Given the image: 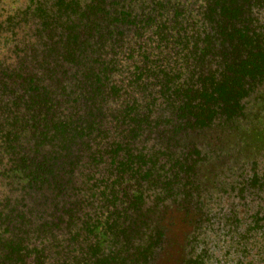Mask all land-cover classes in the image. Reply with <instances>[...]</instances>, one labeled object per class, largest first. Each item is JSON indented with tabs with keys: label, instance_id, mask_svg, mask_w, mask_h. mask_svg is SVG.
<instances>
[{
	"label": "rangeland",
	"instance_id": "rangeland-1",
	"mask_svg": "<svg viewBox=\"0 0 264 264\" xmlns=\"http://www.w3.org/2000/svg\"><path fill=\"white\" fill-rule=\"evenodd\" d=\"M106 1L111 6L120 3ZM36 4L33 0H0V18L9 21L0 42V79H4L0 122L4 121L7 129L20 127L27 120L17 123L7 117L18 103L16 97L32 92L33 77L60 80V86L66 87L65 94L75 90V70L68 71L62 65L63 55L58 54L54 45L58 36L53 32L47 35L49 29L36 24L43 16L34 13ZM46 7L47 10L50 4ZM238 9V27H246L248 37L231 30L215 35L210 49L202 55L192 48L181 52V46L174 51L168 47L162 54V50L156 51L151 60L160 58V64L170 59L177 78L188 87L210 71L247 72L246 65L239 66L264 51V0H239ZM131 52L133 71L143 52L140 54L138 48ZM183 56L188 57V68ZM196 56L202 60H192ZM54 63L61 64L55 68L57 74L46 71L44 76V67L53 68ZM24 76L29 80L22 85ZM243 83V96L233 101L238 104L225 110L198 112L194 103L184 110L180 105L183 107L187 99L178 92L173 96L179 102L176 107L170 106L166 96L155 107L157 112H146L152 124H146L149 132L142 136L138 146L159 158L156 170L148 176L109 171L111 159L96 156L94 144H82L79 140L81 145L74 144L62 153L56 149L48 154L35 148V155L42 157L46 153L52 162H58L46 178L49 181L45 188L50 185L52 190L36 194L28 180L19 181L17 173H12V155L4 152L0 156V173L7 174L0 176L3 206L14 215L22 214L19 209L29 211L23 219L24 229L33 228L36 199L38 216L58 217L63 210L65 220L73 217V228L63 230L61 238L51 244L49 254L53 262L86 250L89 234L81 227L85 215L91 218L96 212L112 208L109 199L113 197L120 200L118 210L113 209L115 215L137 227L129 242L130 254H134L132 264H264V68L254 75L248 74ZM76 97L75 94L67 98L75 107L79 106V102L73 101ZM112 107L116 109L115 105ZM30 112L33 115V108ZM122 129H115L110 141L119 140L116 134L123 133ZM29 137L22 133L21 142L12 138L9 151L15 149L19 156L26 154L27 163L33 164V141L29 142ZM28 174L19 177L26 178ZM31 237L33 242V234Z\"/></svg>",
	"mask_w": 264,
	"mask_h": 264
},
{
	"label": "trees",
	"instance_id": "trees-1",
	"mask_svg": "<svg viewBox=\"0 0 264 264\" xmlns=\"http://www.w3.org/2000/svg\"><path fill=\"white\" fill-rule=\"evenodd\" d=\"M35 1L34 13L43 14L37 18L36 24L44 26L46 31L49 29L47 35L53 32L58 36L54 45L58 54L63 55L62 65L68 71L75 70L72 85L75 90L68 94H65L66 87L60 86V80L51 78L47 82L44 77H33V82H30V85L33 84L32 92H19L22 95L16 97L18 103L11 108L7 117L15 119L17 123L27 120L19 124L20 127L11 129L6 128L4 121L0 122V156L4 152L12 155V173H17L19 181L28 180L36 194H42L45 189L52 190L50 185L45 188L49 181L46 178L58 162H52L46 153L56 149L61 153L64 149L70 150L74 144L81 145L79 140L82 144H94L98 150L96 156L111 159L109 171L148 176L156 170L159 158L138 146L142 136L149 132L146 124H152L146 112H157L155 107L162 104L159 101L166 96L167 101L171 102L170 106L176 107L175 104L179 102L173 96L178 92L187 99L183 107L180 105L184 110L186 107L188 109L190 103H194L193 107L198 112L225 110L237 105L238 101L236 104L233 101L243 96L241 92L245 77L264 68V51H259L251 60L239 66L246 65L247 72L239 69L233 74L210 71L188 87L177 78L170 59L160 64V58L151 60L156 51L162 50L159 53L162 54L168 47L174 51L181 46V52H188L192 48L196 53L200 50L202 55L206 49H210L211 39L215 35L231 30L244 37L247 28H240L237 23L239 0H120L116 6H111L106 0ZM48 4L50 7L46 10ZM46 16L49 20H45ZM8 24V20L0 18V42ZM136 48L140 54L143 53L136 60L140 67L132 71L131 50ZM194 59L202 60L200 56ZM182 60L185 68H188V57L183 56ZM58 65L61 66L54 63L53 68L44 67L43 75H47L46 71L57 74L55 68ZM27 79L24 76L22 85ZM3 81L0 79V90ZM75 94L77 99L73 101L79 102L76 107L67 99L68 95ZM2 97L3 94L0 101ZM23 100L24 103H21ZM31 102L33 105L29 104ZM115 129H122L124 134L118 133L116 138L119 136V140L114 138V141H110V134ZM22 133L30 135L29 142L33 141V164L27 163L26 154L19 156L15 149L9 151L12 149L9 141L13 138V141L21 142ZM35 148L46 153L39 157L34 153ZM25 173H29V176L19 177V174ZM5 174L2 172L0 176ZM113 183L112 187H115ZM104 189L106 192L108 185ZM36 201L33 200V228L24 229L23 219L28 217L29 211L19 209L22 214L14 215L0 199V264H132L134 254H130L132 247H129V242L137 227L115 215L120 204L118 198L109 199L112 208L96 212L91 218L85 215L81 227L89 234L86 250L77 252L70 259L64 257L56 262L51 260L49 254L51 244L53 240L61 238L63 230L73 228V217L65 220L63 210L58 217L38 216ZM123 252L124 256L121 257Z\"/></svg>",
	"mask_w": 264,
	"mask_h": 264
}]
</instances>
